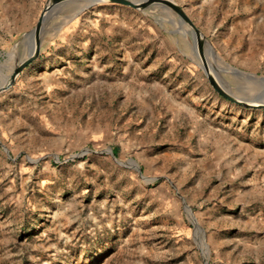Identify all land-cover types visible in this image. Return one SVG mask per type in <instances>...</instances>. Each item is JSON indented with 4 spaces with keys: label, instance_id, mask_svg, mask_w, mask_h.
Here are the masks:
<instances>
[{
    "label": "rangeland",
    "instance_id": "rangeland-1",
    "mask_svg": "<svg viewBox=\"0 0 264 264\" xmlns=\"http://www.w3.org/2000/svg\"><path fill=\"white\" fill-rule=\"evenodd\" d=\"M48 1L0 0V264H264V106L205 69L264 92V0H57L12 79Z\"/></svg>",
    "mask_w": 264,
    "mask_h": 264
},
{
    "label": "water",
    "instance_id": "water-1",
    "mask_svg": "<svg viewBox=\"0 0 264 264\" xmlns=\"http://www.w3.org/2000/svg\"><path fill=\"white\" fill-rule=\"evenodd\" d=\"M55 1H57V0H49L48 4L46 5V7L42 13V15L39 17L37 26L32 32V34L36 37L35 49L33 51L29 52L27 57L20 62V64L17 66V68L14 70V72L11 76L12 79L17 75V73L19 72L21 67H23L25 64H27L39 52L38 33H39V30H40L41 25L43 23L44 16L46 14L45 12L47 11L48 8H50L52 3ZM91 1H92L91 3H93L96 1H102V0H91ZM111 1L117 2V3H122L125 5H129V6H132L135 8H144V7L148 6L150 3L157 1V0H111ZM158 1H162L165 3L171 4L175 8V10L181 15V17L194 29V31L196 33H198L200 36H202L201 30L194 24V22L188 16V14L185 12V10L175 0H158ZM205 69L207 71L210 82L212 83L214 88L224 97H226L232 101H235L239 104L245 105V106H264V102H263L264 92H262L258 95H253V96H248V97H238V96L233 95L232 93L228 92L223 86H221L218 83V81L215 79V76L213 74L212 69L209 68L206 64H205ZM261 79H262V81H264V77H261ZM206 264H207V261H206Z\"/></svg>",
    "mask_w": 264,
    "mask_h": 264
},
{
    "label": "bare ground",
    "instance_id": "bare-ground-1",
    "mask_svg": "<svg viewBox=\"0 0 264 264\" xmlns=\"http://www.w3.org/2000/svg\"><path fill=\"white\" fill-rule=\"evenodd\" d=\"M92 1L91 0H83L81 3H82V5H81V7L82 8H85V7H87V6H89V4L91 3ZM35 46H36V38L34 37V40H33V43H32V45H31V47L28 49V52L26 53V55L25 56H27V54L29 53V52H31V51H33L34 49H35ZM223 62V61H222ZM16 65H17V63H16ZM15 65V66H16ZM262 81V80H261ZM264 100V99H263Z\"/></svg>",
    "mask_w": 264,
    "mask_h": 264
}]
</instances>
